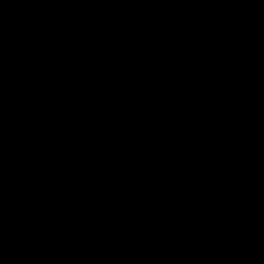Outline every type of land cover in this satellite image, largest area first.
Masks as SVG:
<instances>
[{"label":"water","instance_id":"water-1","mask_svg":"<svg viewBox=\"0 0 264 264\" xmlns=\"http://www.w3.org/2000/svg\"><path fill=\"white\" fill-rule=\"evenodd\" d=\"M0 264H264V0H0Z\"/></svg>","mask_w":264,"mask_h":264}]
</instances>
